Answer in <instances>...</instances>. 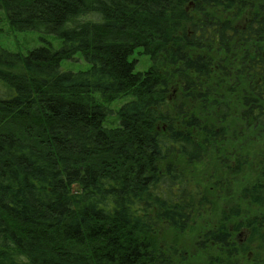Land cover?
<instances>
[{
  "label": "trees",
  "instance_id": "trees-1",
  "mask_svg": "<svg viewBox=\"0 0 264 264\" xmlns=\"http://www.w3.org/2000/svg\"><path fill=\"white\" fill-rule=\"evenodd\" d=\"M0 10L16 30L62 40L0 49V264L231 260L228 216L196 242L226 254L216 263L157 234L186 231L210 204L189 169L227 140L234 108L264 128V0H0ZM78 53L90 67L62 70ZM92 91L132 96L118 125L81 97ZM256 224L264 249V217Z\"/></svg>",
  "mask_w": 264,
  "mask_h": 264
},
{
  "label": "rangeland",
  "instance_id": "rangeland-1",
  "mask_svg": "<svg viewBox=\"0 0 264 264\" xmlns=\"http://www.w3.org/2000/svg\"><path fill=\"white\" fill-rule=\"evenodd\" d=\"M247 16L248 10H245L239 14L237 21L241 23ZM43 44L60 48L62 40L37 30H16L0 10V49L27 53ZM132 57L137 61V71H144L151 65L150 57L141 48ZM89 67L90 64L80 53L74 59L61 62V69L65 71L77 72ZM81 97L106 104L112 109L104 122L107 128L118 125L116 110L132 98L131 95H121L107 99L98 91L83 92ZM232 114L235 118L229 121L227 140L189 169L190 177L210 204L196 211L186 231L177 233L161 229L157 238L161 246H175L190 260L216 263L218 259L227 257L226 254L216 246L200 249L196 242L202 231L218 227L221 219L228 216L224 228L235 243V248H230L238 249V253L233 252L231 260L225 259L224 264H264V251L260 249L258 240L259 229H255L256 223L260 224L264 217V128L242 121L237 116L240 112L235 108Z\"/></svg>",
  "mask_w": 264,
  "mask_h": 264
},
{
  "label": "flooded vegetation",
  "instance_id": "flooded-vegetation-1",
  "mask_svg": "<svg viewBox=\"0 0 264 264\" xmlns=\"http://www.w3.org/2000/svg\"><path fill=\"white\" fill-rule=\"evenodd\" d=\"M256 229H259V228H256ZM262 230V229H259V231ZM258 240H259V244H260V249H262V251L264 250L261 246V239H260V236L258 237Z\"/></svg>",
  "mask_w": 264,
  "mask_h": 264
}]
</instances>
